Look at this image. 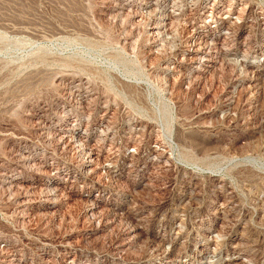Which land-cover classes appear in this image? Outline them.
Wrapping results in <instances>:
<instances>
[{"label":"rangeland","instance_id":"rangeland-1","mask_svg":"<svg viewBox=\"0 0 264 264\" xmlns=\"http://www.w3.org/2000/svg\"><path fill=\"white\" fill-rule=\"evenodd\" d=\"M256 55L264 0H0V231L45 264H264ZM105 102L121 105L113 124L133 116V144L171 141L172 159L200 173L186 172L175 200L159 176L172 168L134 185L118 237L84 219L79 198L40 203L52 126L84 130Z\"/></svg>","mask_w":264,"mask_h":264},{"label":"built area","instance_id":"built-area-1","mask_svg":"<svg viewBox=\"0 0 264 264\" xmlns=\"http://www.w3.org/2000/svg\"><path fill=\"white\" fill-rule=\"evenodd\" d=\"M263 59L260 60L257 56L255 63L251 64L255 69L252 71L253 74L257 68H260L257 69L258 73L264 71ZM211 76L214 77L212 74ZM202 81H205V78ZM199 85H195V88ZM188 87L189 84H186L185 88ZM120 107V104L102 103L98 107L100 116L95 119L94 125L84 130L61 129L53 125L50 138H46L53 148L42 150L37 157L38 171L49 170L45 171L47 174L43 178L46 187L40 190L41 205L53 206L58 203L66 205L65 202L70 197L79 198L84 203L83 218L92 225L95 224L96 230H107L109 235L115 234L117 237L119 233H124L125 230L122 229L124 225L133 224L134 185L140 184L141 180L149 179L153 172H166L172 168L170 177L166 174L159 176L161 181L166 182V186L173 181L175 200L179 183L183 177L186 178V172L190 170V174L195 176L200 174L198 168H187L172 159L171 141L157 140L152 145L133 144V116L128 115L117 124L112 123L114 113L112 108L118 110ZM126 112L128 113V110ZM38 137L41 140H45L46 137L41 126ZM161 154L165 156L161 163L164 166L161 169H154V162ZM134 160H137V163L133 170ZM192 184L195 186L196 182ZM10 236L0 231V257L7 258L17 246L23 253H18L16 264H45L40 255L33 254L30 245L32 241L24 242ZM26 247H30L31 250ZM42 247H45L43 243L40 246L41 250ZM43 252L47 253L48 250Z\"/></svg>","mask_w":264,"mask_h":264},{"label":"bare ground","instance_id":"bare-ground-1","mask_svg":"<svg viewBox=\"0 0 264 264\" xmlns=\"http://www.w3.org/2000/svg\"><path fill=\"white\" fill-rule=\"evenodd\" d=\"M27 248V247H26ZM27 249H29V248H27ZM10 255V254H9ZM15 257H17V255L15 256ZM17 259V258H16ZM18 262V261H17ZM11 263V262H10Z\"/></svg>","mask_w":264,"mask_h":264}]
</instances>
